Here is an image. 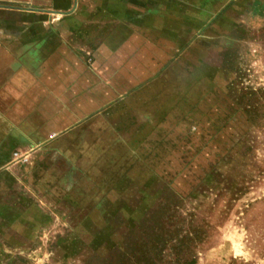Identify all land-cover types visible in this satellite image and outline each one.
<instances>
[{
	"label": "rangeland",
	"instance_id": "1",
	"mask_svg": "<svg viewBox=\"0 0 264 264\" xmlns=\"http://www.w3.org/2000/svg\"><path fill=\"white\" fill-rule=\"evenodd\" d=\"M112 2L160 26L145 109L172 108L136 150L1 200L0 264H264V0Z\"/></svg>",
	"mask_w": 264,
	"mask_h": 264
},
{
	"label": "crops",
	"instance_id": "2",
	"mask_svg": "<svg viewBox=\"0 0 264 264\" xmlns=\"http://www.w3.org/2000/svg\"><path fill=\"white\" fill-rule=\"evenodd\" d=\"M112 1L0 0V201L18 185L42 191L60 162L99 167L136 150L170 112L171 99L145 109L164 57L142 33L160 26Z\"/></svg>",
	"mask_w": 264,
	"mask_h": 264
}]
</instances>
